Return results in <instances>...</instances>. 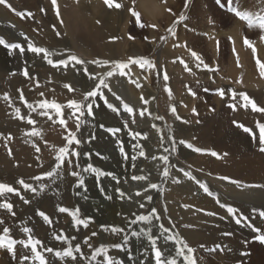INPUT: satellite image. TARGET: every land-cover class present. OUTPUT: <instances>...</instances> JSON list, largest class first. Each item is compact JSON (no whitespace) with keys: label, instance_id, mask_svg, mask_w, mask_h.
Instances as JSON below:
<instances>
[{"label":"rangeland","instance_id":"374dc122","mask_svg":"<svg viewBox=\"0 0 264 264\" xmlns=\"http://www.w3.org/2000/svg\"><path fill=\"white\" fill-rule=\"evenodd\" d=\"M29 1L26 0L24 4L27 5ZM33 1L31 0L28 5L30 4V8L34 6L31 10L37 12L40 17L38 16L37 26L31 25L29 27L30 32L20 27H14L7 16H0V38H3L9 44L19 43L25 48V52L21 54L19 49L10 50L0 46L8 54L11 51V57H15L18 63H23L16 67L15 75H12L11 72L6 74L0 71V126L3 127L0 133V183L7 182L11 175H20L29 182L34 181L33 178L36 176L42 177L56 161L55 158L59 155V148L67 146L65 137L68 135V130L76 132L77 123L83 121L80 124V131L77 133L81 143L78 146L76 144L69 146L70 149H76L81 153L79 164L88 163L89 159L84 157V153H93L88 149V143H98L100 138L105 143L108 140L112 141L115 155L121 160L124 165L123 169L127 173H133V177L145 176L139 170H136L135 173L136 164L140 162L139 158L145 159V156L141 157L139 155L141 148L134 147V145L139 144L145 155L151 158L150 160L153 162V179L150 184H157L158 191H160L163 186L162 171L166 165L159 157L161 153H165L163 146L169 141L167 137L171 135L174 139H184L193 147L195 146L194 134L183 135L179 129L180 126L191 128L194 125H200L208 114L211 115L216 110V100L218 98L228 102L230 100L233 103L232 92L237 93L236 98L239 93L256 92L259 95L252 97V99L250 96V99L258 107H264V76L261 75L260 68V65L264 64V58L258 53L259 44L264 50V39L258 41V37H264V29L260 28V23L264 20V0H156L157 5L165 7L166 13H169L168 21L159 16V19L152 17L142 7L144 0H114V4L119 3L121 5L119 9L114 6L109 8L104 0H97L103 6L106 15H108L110 24L107 29L101 30L102 22L98 20L93 22L94 26L101 30L102 39L97 44L93 43L94 45L85 43L83 44L84 47H81L80 43L76 44L73 40V37H76L74 31L77 23L75 21H78L83 14L80 11V13L78 12V8L90 5L91 0H72L78 2L76 3L77 6L75 4L73 6L74 2L71 3V0H56L55 6L52 0ZM17 2L18 0H15L14 4L17 5ZM2 7L6 9L3 11L9 13L10 16L11 14L15 15L12 10L17 9L16 7L11 5L12 10L0 5L1 9ZM41 9H44L43 13H41ZM32 11H27V15L31 14ZM133 12L139 16V24L137 23V16L132 15ZM236 13L244 14V18L236 15ZM19 17L21 18V16ZM83 18L85 24L93 20L94 17L90 10H87L83 14ZM235 22L242 24L238 36L244 62L239 59L240 55L237 54L234 43L229 37L209 36V34L218 32L228 33ZM48 35H53L55 40H59L58 42L56 40V43L53 40H48L52 42L43 47L55 53V55L49 57L50 59L60 61L74 56L84 61V63L77 65L74 61L69 60L67 65L52 67L44 60L43 54L37 55L27 51L28 40L24 39L25 36L32 41L34 46L41 47L36 40L46 37L49 39ZM246 39L249 41L248 45L244 43ZM140 47L144 48V51ZM253 49H255V52H253ZM130 50H133L132 54ZM134 50H140L141 54L134 53ZM30 58H35L36 62L31 63ZM130 58L147 59L151 62L152 67L129 64L128 68L125 69V76H120L118 71L112 77L105 75L107 71L112 70L113 64L105 65L103 64L104 61L127 63ZM95 60L101 61V64L89 63ZM47 66L50 68H47ZM233 67L238 72L235 75L230 74ZM246 67L252 68L253 73H256L253 80L246 73ZM25 69L28 70L31 78L22 74ZM85 69L95 79H90L89 76L85 75ZM71 72L76 75L77 83L76 80L75 83L65 82L64 77L69 76ZM165 75L168 77L167 80L164 79ZM230 75L236 78L233 80ZM102 77L111 89V91L102 89L103 94L108 103L116 107L118 112H113L108 108L99 95L95 97L96 103L93 105L94 117H88L86 113L84 116H80L78 111L68 107L70 100L83 101V94L93 90ZM148 79L149 83L146 82ZM65 84H69L74 91L65 88ZM144 85L152 92L153 98L145 94ZM223 87H225L224 92H226L224 99L219 93V90ZM166 88L168 91H165ZM20 90H22L25 100L33 104L36 111H31L20 100ZM41 93H43V96L40 95ZM192 93H195V95ZM4 94H8L9 101L3 99ZM116 96L121 97V100H117ZM45 101L50 104L57 103L61 105L60 114L57 115L56 110L53 108H39V104ZM123 104L131 107L133 112L128 113L125 111ZM248 106L251 107V105ZM16 108H20L19 118L15 114ZM193 109H195V113ZM245 109L244 107L242 111L245 112ZM230 110L232 112L233 109ZM141 112H143V116ZM77 117H79V121ZM159 117L163 119H158ZM29 118L33 119L35 123L29 125L27 122ZM60 120H64L65 123L61 124ZM101 125L104 126L103 129L100 127ZM106 129H119V131L112 134ZM155 129H159L157 131L160 140L159 146L155 144V136L153 135ZM130 132L140 133L141 135L133 137L129 135ZM32 133H38V135ZM9 136H11V139L8 138ZM161 138L165 141L163 146L161 145ZM121 146L127 158L121 155L119 150ZM37 148L40 149L39 152L36 151ZM184 148L186 149L185 146ZM191 151L189 149L190 153L194 152ZM132 156L138 157L134 165L131 162ZM154 156H157L156 159H153ZM66 158L73 161V167L69 168L67 166L64 168V183L68 185L74 179L69 173L76 170L77 159L67 155ZM37 160L40 161L39 165L35 164ZM182 166H185L184 169L187 172L175 169V172L181 178L186 179L187 176H182L184 173L192 175L195 173L193 168H189L186 164H182ZM145 177L146 179L142 181L135 180V183L140 186L138 191H141V188L148 183V174ZM170 184L173 185L172 180ZM151 190L153 192L157 191L152 188ZM167 195L169 196L167 202H171L178 211L183 206H187L188 209L193 211L190 194H180L178 192L174 194V191H172ZM60 198L64 206H72L73 197L69 193L61 192ZM156 202L157 215L163 220H167L161 203L158 205L159 200ZM153 203L154 201H151L145 206V212H150L154 208ZM21 206L22 204H20ZM39 208L47 214L52 212L51 202L46 199L41 200ZM169 214L179 219L192 220L191 215L188 214L184 217L177 212H170ZM64 224H61L59 228L66 230L68 221ZM126 229L122 233L129 234L130 231ZM153 229L154 231L151 234L158 237V246L161 249L167 248L168 253H174L175 243L169 242L165 245L163 237L159 236L155 226H153ZM171 233L178 234L181 238L185 236L177 232ZM168 234L164 233V235ZM187 238L184 237L183 239L191 247L193 239ZM132 242L134 245L129 243L126 252L132 253L136 249L137 253L143 254L148 251L152 254L153 259L150 264H154V255L150 250L149 241L146 238L137 239L133 237ZM132 248L133 250H131ZM215 263L217 262L215 261ZM178 264H184L182 257L178 258Z\"/></svg>","mask_w":264,"mask_h":264},{"label":"bare ground","instance_id":"6f19581e","mask_svg":"<svg viewBox=\"0 0 264 264\" xmlns=\"http://www.w3.org/2000/svg\"><path fill=\"white\" fill-rule=\"evenodd\" d=\"M8 2L17 8L12 10L15 15L11 14L10 16L9 13L3 11L5 8L2 7V9L0 8V16H7V19L14 24V27H20L23 30L30 32L31 29L29 27L31 25H36L39 22V20H37L39 14L37 12H33L34 10H31L34 6L30 8V4L28 5L29 2H27V5H25L22 3L23 0H18L17 3L19 5L14 4L15 0H8ZM73 2L74 1L71 0V3ZM76 3L78 2H74L73 6L74 4L76 5ZM157 3L156 0H144L142 7L147 12H149L152 17L158 18L159 16L162 19L165 18L167 20V18H169V13H166L167 11L165 7H160L157 5ZM90 5L91 7H89ZM90 5H81L82 7H79V10L77 9L78 12L80 11L83 14L87 12V10H90L94 17L93 20L89 21V23L86 22L84 24V18L82 14V16H80L81 18H79L78 21H75L77 23L74 31V33L76 32V37H73V40H75L76 44L80 43L81 47H84L83 44L85 43L92 45H94L93 43H99L103 35L101 34V30L107 29L108 25L110 24L108 15H106L105 10L102 8L103 6H101L97 0H91ZM27 11H32L31 16L27 15ZM72 11L74 12V10ZM17 13H23L24 17L20 18V15ZM96 20L102 22L103 26L101 30L94 26L93 22ZM42 24H44V22H42ZM241 25V23L235 22L233 28L229 30L228 33L224 34V32H218L209 34V36L219 35L221 37H229L234 43L237 54L240 55V58L238 56L237 57L242 59L244 62L245 60L241 50L242 48L239 44L238 36ZM14 30L15 28L13 31ZM28 32L27 34H29ZM48 38L49 39H47V37L39 38L36 41L41 47H45L46 44L52 42L48 40H53L55 43L56 40L57 42L59 41L58 39L55 40L53 35H48ZM262 40V37H258V41ZM140 48L142 51H144V48ZM132 51L133 50H130L131 54ZM134 53L140 55L141 51L134 50ZM258 53L264 58V50L261 47V44H259ZM7 54L8 53L5 52L2 47H0V71L6 74L8 72L14 73L16 67H19L20 64L23 63H18L15 57H11L10 54ZM30 59L31 63L36 62L35 58ZM234 67L231 69L232 72L230 74L232 75L238 73L234 70ZM47 68L50 67L47 66ZM246 68V73L253 80L256 73H253L251 70L252 68ZM73 74L74 73L71 72L69 76H65V82L75 83L76 80L77 83V77ZM235 78L232 77L233 80ZM146 82L149 83V79L148 81L146 80ZM252 82L254 83V81ZM143 89L148 97L153 98L152 92L148 90L146 85L143 86ZM224 89L225 87H223V90ZM225 93L226 92H224L223 99L226 96ZM256 95L259 94L256 92L247 94L249 98L251 96V99L252 97H256ZM232 102L233 103H231L230 100L228 102L218 98L216 100V110L211 115L208 114L207 117H205L203 123L196 126L194 125L191 128H184L182 126L179 127L182 134L185 136L190 133L194 134V138L196 139L194 148H199L202 151H194L193 153H190L189 149H185L183 145L178 143L181 140L187 142L186 140L175 139L177 142V151L175 153L170 151L166 154H160L161 156L167 155L169 157V176L167 178L162 177L163 186L160 191L157 190L153 192L150 188V182L153 179L152 169L154 168L152 165L153 162L150 160L151 158H148L146 155L144 160L139 158L140 162L139 164H136V169L134 168L135 173L137 172L136 170H139L140 172L144 173L145 176L148 174L149 179L148 183L145 184L143 188H141L142 190L138 191L140 186L135 183V180L132 181L133 173H127L123 169L124 165L115 155V149L112 141L108 140V142L105 143L103 142L104 140L102 141L99 138L98 143H88V149L93 151V153L90 154L88 163L80 164V167L83 168L91 164L105 172H111L114 174V178L107 176L101 178V183L107 195L112 197L111 199H105V197L101 195L97 188L96 175L93 173H82L85 185L87 186V192L75 187V184L77 183V179L75 177H73L74 179H72L70 184H65L64 168L68 166V160L70 159L66 158L64 159L61 168L57 170V174L52 178H42L41 180L29 182L20 175L9 176L8 181L4 184L10 185L18 190L21 196H23L24 199H27L29 203L25 204L20 196L15 194H3V196H0V202L12 203L14 206L13 212H15L16 215L12 216L7 212V210L0 209V219L4 220L5 224L12 229L11 235L13 238L17 240H26L27 234L22 232V228L27 226L33 229L32 235L36 239H39L43 242L42 247H51L61 251L66 249L69 245L67 243L57 241L54 236L61 234L62 229L59 228L60 225L68 221L66 230H63V234L69 240H71L73 247L79 243L81 245L82 253L85 256L91 255V250L83 243L85 238H88L94 247L99 246L100 244L107 246L122 242V237L125 235V233L113 235L111 234L110 228L106 232L101 228V225H116L124 229L127 228L130 232H139L141 228H144L145 230L151 228V233H153V226H155V230L159 232L158 225L162 223L165 227L169 228L171 232H177L180 233V235H185V238L189 237L193 239V244L191 247L195 249L192 255L196 264H264V243H261L256 239L257 235H264V218L259 215V210H264V189L243 187V185L246 184L264 185V153L259 151V140L261 135L260 128L264 127V113L254 112L249 106L245 107V112H243L242 109H244V106L242 105L244 102L241 100L240 96L237 98L235 97L234 101ZM229 104H235L236 109L232 110L231 112V108L228 107ZM234 121L236 124L244 125V127L250 129V133H246L240 127H237L236 124L233 123ZM2 128L3 127L0 126V133L2 132ZM153 135L155 136V144L159 146L160 140L158 138L157 129L153 131ZM102 137H104V135H102ZM163 147H168L170 149L171 141L166 142ZM212 152H216L218 156L211 155ZM96 153L106 155L104 156L106 159L97 158L98 156ZM136 158L138 157L136 156ZM127 161L129 162V160ZM37 162H35V164L39 165L40 161L38 163ZM56 162L57 161H55L45 173L51 171ZM131 162L132 165H134L135 161L131 159ZM182 164H186L189 166V168H193L195 173L190 175H192L194 179H189L188 176L186 179H184V177L181 178V176L175 172L176 168L182 172H187V170L184 169L185 166L183 167ZM75 171H79V169L76 168ZM182 176L186 175L182 174ZM21 178L26 183L32 185L36 189V192L25 190L18 183ZM170 179L172 181L178 180L179 182L173 183V185H171ZM188 180L191 181L192 184ZM230 180L239 181L241 186L237 187L236 184L229 182ZM116 183L118 184L116 185ZM201 184L205 185L209 191L205 192L204 189L200 187ZM40 185H44L43 191L40 190ZM117 189L123 192L124 195L122 197L117 193ZM172 191H174V194L175 192L180 194H190L189 197L193 202V211L188 209L189 207L185 206H183L181 209L179 207L180 210L178 211V209L175 208L171 202H167V198L169 197L167 194H170ZM61 192H67L73 197V203L71 207L63 205L62 200H60ZM77 193L80 194L77 195ZM137 193H139V195H137ZM148 196L152 197L151 201H154L153 204L155 209L157 205L155 202H158L159 200L158 205L161 203L160 205L164 209L166 214L165 219L167 220H163L161 218L159 221H157L153 219L151 224L144 222H137L136 224L128 223V221L136 219L137 215L151 214L150 210V212H145V206L151 202L148 201ZM85 197H87V199H85ZM42 199H46L51 202L52 212H49L50 214H47L39 208ZM217 199L221 203L238 208L240 212L237 213V215L243 213V215L248 218L247 223H250L259 231H252L251 228L244 225L243 221L241 225H237L233 218L228 215L226 208L219 207L217 204ZM20 204H22L21 207ZM141 204H144L143 208L140 207ZM58 206L66 207L70 211H76L78 208V219H85L88 217L91 218L88 226L85 228L82 224L75 225L68 213L58 212ZM38 209L46 213L51 218V226H49L48 223L42 219V217L36 214ZM253 209H257L258 211L254 213ZM170 212H177L183 217L186 214L191 215L192 220H184L182 218L179 219L173 217L169 214ZM207 212H214L217 213V215L209 216L206 214ZM220 216L225 217V219H220ZM169 220H171L172 223H169ZM2 227L3 226H0V230H2ZM93 232L98 233V235L92 236ZM224 233H231V235H224ZM72 237H75L76 239L73 240L71 239ZM132 241L133 237H130L129 243L134 245ZM217 244L220 245L221 248H217L215 251H210V249H212L213 246ZM129 245L130 244H128L127 248L124 250L109 248L108 255L118 258L121 261V264L151 263V260L153 259L150 252L145 251L143 254L137 253L138 251L135 248L134 249L137 252L135 250L132 253L126 252V249L129 248ZM201 245L204 247H201ZM42 247L38 246V251H42ZM16 248L17 251L15 258H13L6 250H0V264H19V258L22 255H32L30 248L26 250L21 245H16ZM131 250H133V248ZM241 253L246 254L242 255ZM42 254L46 258L47 264H89L87 259L80 258V253H74L77 256V260L75 261H73L71 258H57L53 253L43 252ZM130 255L131 258H129ZM97 260L103 264V254L97 257ZM215 261L217 263H215ZM25 264H39V262L33 259L31 261H25ZM92 264H95V262H92Z\"/></svg>","mask_w":264,"mask_h":264},{"label":"snow or ice","instance_id":"6c2138e0","mask_svg":"<svg viewBox=\"0 0 264 264\" xmlns=\"http://www.w3.org/2000/svg\"><path fill=\"white\" fill-rule=\"evenodd\" d=\"M52 3L55 6L56 0H52ZM104 3L109 8H112L114 6L115 8L119 9L121 7V5L119 3L114 4V0H104ZM0 5H3L6 8H9L10 10H12L11 5L8 3V0H0ZM41 11L43 12L44 9H41ZM17 14L20 15L22 18L24 17L23 13H17ZM28 15H31V14H28ZM132 15L137 16V23L139 24L138 14L133 12ZM236 15L241 16V18H244V14L236 13ZM141 26H143V25H141ZM260 28L264 29V20L261 21ZM57 35H59V33H57ZM24 39L28 40L27 51H29L31 53H35L37 55L43 54L44 60L47 62V64L51 65L52 67H57V65H67L69 63V60L74 61V63L77 65L84 63V61H82V60H80L74 56L70 57L67 60L53 61L49 57L55 55V53L47 50L46 48L34 46L32 41L26 36L24 37ZM262 39H264V37H262ZM244 43L246 45H248L249 41L246 39L244 41ZM0 46H4L6 48H9L10 50L11 49H19L21 54H23L25 52V48L23 47V45H21L19 43L9 44L3 38H0ZM253 52H255V49H253ZM9 54H11V51ZM194 55H195V53H194ZM89 63H95V64L99 65V64H101V61L95 60V61H90ZM103 64H105V65L113 64L112 70L107 71V73L105 74L107 77H112L116 71L119 72L120 76H125L126 75L125 69L128 68L129 64H139L141 67H144V66H148L149 68L152 67V64L149 60H147V59H136V58H130L127 63L104 61ZM260 68H261V75L264 76V64H261ZM84 71H85V75L89 76L90 79H95V77L92 76V74L89 73L86 69ZM22 74L25 77L31 78V77H29V72L27 69H25ZM12 75H15V73H12ZM164 79L165 80L168 79L167 75L164 76ZM64 87L68 88L70 91H74V89H72L69 84H65ZM137 87H139L138 84H137ZM102 89H108L109 91H111L108 83L106 82V80L103 77L99 80V83H97L95 85V88L93 90L88 91V92L83 94L84 95L83 101L70 100L68 102V107L70 109H74V110L78 111L80 116H84L86 113L88 117H94L93 105L96 103L95 97H97L99 95L100 98L104 100V102L108 108H110L113 112H118V109L116 107H114L112 104L108 103V100L104 96ZM165 91H168V89L166 88ZM205 91H207V89H205ZM20 92H21L20 100L23 101L26 104L27 108H29L31 111H33V112L36 111V108L33 106V104L28 103L25 100L22 90H20ZM219 92H220V95L223 97L224 96V90L221 89V90H219ZM192 94L195 95V93H192ZM40 95L43 96V93H41ZM236 96H237V93L232 92V98L235 99ZM239 96L241 97V100L244 102L242 106L247 107L248 105H251V108L254 112L264 113V107H258L256 105V103L247 96L246 93H239ZM90 98H92V99H90ZM115 98L117 100H121V97H119V96H116ZM3 99L5 101H9L10 97L8 96V94H4ZM121 102L123 103V101H121ZM123 107H124V110L127 111L128 113L133 112V109L131 107H129L127 104H123ZM228 107H231L233 110L236 109L235 104H229ZM39 108H41V109L53 108L56 110L57 115H59L61 112V105H59L57 103H51L50 104L47 101L39 104ZM145 111H146V109H145ZM173 111H175V109H173ZM193 112L195 113V109H193ZM15 114H16L17 118L20 117V108L15 109ZM41 114H43V113H41ZM141 115L143 116V112H141ZM158 119H163V118L159 117ZM77 120L79 121V117H77ZM27 122L29 125H32L35 123V121L31 118H29L27 120ZM60 123L64 124L65 121L60 120ZM81 123H83V121H80L77 123L76 132H72V131L68 130V135L65 137V139L67 141V146L59 148V155H57L55 158L57 162H56L55 166L52 168V170L48 171L47 173H44L43 177L36 176L33 179L41 180L42 178L54 177L57 174V170L61 168L66 155L71 156V157H76L77 163L75 164V167L77 169H79V171H71L69 173L70 175H72L73 177H75L77 179V183L75 184V187L82 189V191H84V192H87V186L85 185L82 173H93L96 175L97 188H98L99 192L101 193V195L104 196L105 199H111L112 197L107 195V193H106V191H105V189L101 183V178L105 177V176L114 178V174L111 172H105L101 169H98L91 164L81 168L80 164L78 163L79 158L81 156V153L78 150L70 149V147H69L73 144H76L78 146L81 143V141L78 139V136H77V133H79V131H80V124ZM233 123L236 124L235 121ZM236 126L240 127L244 132L250 133V129H248L247 127H244L241 124H236ZM100 127L102 129L104 128L103 125H101ZM106 130L112 134H115V132L119 131V129H106ZM157 131H159V129H157ZM260 131H261V135H260V140H259V151L261 153H264V127H261ZM32 134L38 135V133H32ZM129 135L135 137V136H140L141 134L130 132ZM8 138L11 139V136H9ZM92 138H94V137H92ZM167 139L169 141H171V148L169 149L168 147H164L163 151L165 153H168L170 151L172 153H175L177 151V147H176L177 142L175 141V139L171 135H169L167 137ZM163 143H164V140H163V138H161V145L162 146H163ZM178 143L185 146L187 149H190L192 151H195V152L202 151L199 148H194L192 144L187 143L183 140L179 141ZM134 147L141 148L139 155L141 157L145 156V152L143 151L141 145L136 144V145H134ZM119 150L121 152V155L125 156V158H127L126 153L124 152V149L122 146L120 147ZM36 151L39 152L40 149L37 148ZM96 155L101 159H106V157L102 156L100 153H96ZM211 155L218 156V154L216 152H212ZM84 157L86 159H89L90 154L84 153ZM153 159H156V157L154 156ZM159 159L161 161H163L166 165L164 170H163V177L167 178L169 176V166H168L169 157L167 155H163V156H160ZM132 160L135 161L136 156H132ZM68 167L69 168L73 167V161L71 159L68 160ZM173 167H174V165H173ZM184 174L186 176H188L189 179H194V177H192L189 173H184ZM133 179L137 180V181H142V180H145L146 177L145 176H134ZM222 179H228V178H222ZM178 182H179L178 180H173V183H178ZM229 182L236 184L237 187L241 186L239 181L230 180ZM18 183L25 190L36 192V189L32 185L26 183L22 178L18 181ZM150 187L152 189L159 190L158 185L155 183L151 184ZM200 187L203 188L205 192L209 191L208 188L203 184H201ZM243 187L244 188L264 189V185H258V184H246V185H243ZM40 190L41 191L44 190V185H40ZM5 193H10V194H15L17 196H20V198L23 200V202L25 204L29 203V201L27 199H24V197L21 196L20 192L18 190H16L14 187L7 185V184H4V183H0V196H3V194H5ZM117 193L121 197L124 195L123 192H121L119 189H117ZM79 194L80 193H77V195H79ZM209 194H211V193H209ZM137 195H139V193H137ZM85 199H87V197H85ZM147 199H148V201H151L152 197L148 196ZM217 204L221 208H226L228 215L233 218V220L235 221V223L237 225H241L242 221H243L244 225L251 228L252 231H254V232L259 231L258 229L254 228L250 223H247L248 218L246 216H244L243 213H240L239 215H237V213L240 212V210L238 208H235L233 206L221 203L218 199H217ZM13 207H14L13 204L10 202H0V209H5L12 216H15L16 214H15V212H13ZM140 207L143 208L144 204H141ZM185 207H187V206H185ZM257 211H258L257 209H253L254 213ZM58 212L59 213H68L71 216L72 220L74 221L75 225H81L82 224L85 228L88 226V224L91 220L90 217L85 218V219H78V214H79L78 208L76 211H70L66 207L58 206ZM36 214L38 216L42 217V219L45 222H47L49 226H51V218L46 213H44L38 209ZM206 214L209 216H216L217 215V213H214V212H207ZM259 215L262 218H264V210H259ZM219 218L225 219V217H223V216H220ZM153 219H155L157 221H159L161 219V217L159 215H157V210L155 208H153L151 210L150 215H137L136 219L130 220V221H128V223L136 224L137 222H144V223L151 224ZM169 223H172L171 220H169ZM0 226H3L2 230H0V250H6L13 258H15L16 257V251H17L16 245H21L26 250L30 248L32 255H22L19 258V264H25V261H31L33 259L39 261V264H47V260L44 257V255L42 254L43 252L53 253L57 258H71L73 261L77 260V256L74 253H80L81 254L80 258L81 259H87L89 261V264H92V262H95V264H101V262L99 260H97V257H99L103 254V264H121V261L118 258L108 255V251H109V248H114L117 250H124L125 248H127L128 244H129L130 237H134L137 239L146 238L149 241V246H150L152 253L154 255V264H178V258H181V257L183 258L184 264H196V262L193 258V255H192L194 253L195 249L190 247L188 245V243L183 238H181L178 234L171 233L170 229L165 227L162 223L158 225L159 236L163 237V242L165 243V245H167L169 242L175 243L176 247H175L174 253H168L167 248L161 249L158 246V244H157L158 237L153 236L151 234V232H152L151 228H149L147 230H145L144 228H141L139 232L131 231L130 235L129 234L123 235L121 243H114V244L107 245V246L104 244H100L99 246L94 247L93 244L90 243L89 239L85 238L83 243L85 245H87L88 248L91 250V255L85 256L82 253L81 245L79 243H77L73 247L71 244V240H69L63 234V230H61L60 235L54 236V238L57 241L67 243L69 245L66 249L61 251V250L53 249L51 247H46V248L42 247L43 242L39 239H36L32 235L33 229L30 227L25 226L22 228V232L27 234V239L26 240L25 239L17 240V239L12 237V235H11L12 229L10 227H8L5 224L4 220H2V219H0ZM186 227H190V226H186ZM101 228L106 232L110 228L111 234H113V235H119L120 233L125 232L124 228H122L120 226H116V225H101ZM164 233H169V234L164 235ZM97 235H98V233H96V232L92 233V236H97ZM224 235L230 236L231 233H224ZM71 239L74 240L76 238L72 237ZM256 239L258 241H260L261 243H264V235H257ZM38 246L42 247V251H38ZM201 247H204V246L201 245ZM217 248H221V246L218 244L214 245L213 248L210 249V251H215ZM241 254L245 255L246 253H241ZM129 258H131V256Z\"/></svg>","mask_w":264,"mask_h":264}]
</instances>
